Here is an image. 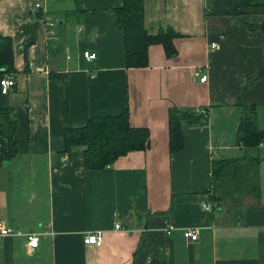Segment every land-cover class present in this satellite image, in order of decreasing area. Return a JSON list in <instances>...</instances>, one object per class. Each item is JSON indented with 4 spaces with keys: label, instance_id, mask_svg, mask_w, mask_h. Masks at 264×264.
I'll use <instances>...</instances> for the list:
<instances>
[{
    "label": "crops",
    "instance_id": "1",
    "mask_svg": "<svg viewBox=\"0 0 264 264\" xmlns=\"http://www.w3.org/2000/svg\"><path fill=\"white\" fill-rule=\"evenodd\" d=\"M122 4L0 0V36L12 37L17 70L9 94L0 86V109L17 120L19 140V152L0 164V227L13 229L0 242V264H151L156 256L164 264H264V143L256 150L237 143L242 104L258 107L264 129L263 13L229 14L228 0H144L147 31L172 28L174 53L156 43L147 66L128 67L114 15ZM173 108L208 112L206 123L182 127L178 150L170 143ZM124 111L149 130L147 149L102 170L86 168L82 146L64 151L67 128ZM9 151L0 134V154ZM256 155L260 197L205 210L213 158ZM188 227L199 228L198 240L183 235ZM95 232L102 243L84 244ZM30 234L39 237L35 248Z\"/></svg>",
    "mask_w": 264,
    "mask_h": 264
},
{
    "label": "trees",
    "instance_id": "2",
    "mask_svg": "<svg viewBox=\"0 0 264 264\" xmlns=\"http://www.w3.org/2000/svg\"><path fill=\"white\" fill-rule=\"evenodd\" d=\"M123 4L114 9L115 19L125 30L126 62L128 67L148 65L149 47L162 43L167 53H174L172 28L151 34L145 27L144 0H122ZM227 13L239 15L243 9L259 8L264 15V0H228ZM251 28H256L250 25ZM264 33V21L258 27ZM35 37L25 41L23 51L28 50ZM15 48L11 36H0V74L15 73ZM1 76V78H2ZM0 78V79H1ZM257 79H264V68ZM208 121V114L186 111L179 108L170 110V143L172 150L183 145L182 127L201 125ZM17 120L8 107L0 109V134L9 139L10 151L0 154V164L19 152V140L16 134ZM150 132L144 127H134L128 111L121 114L91 117L82 127H69L64 134V151L82 146L85 166L89 170H102L117 158L132 151L147 149ZM237 143L246 149H258L264 143V129L258 124V107L255 104H242V116L237 131ZM262 158L246 156L244 158L214 157L212 164V187L207 192V200L240 206L244 196L260 197V165ZM151 264H164L156 256Z\"/></svg>",
    "mask_w": 264,
    "mask_h": 264
},
{
    "label": "built area",
    "instance_id": "3",
    "mask_svg": "<svg viewBox=\"0 0 264 264\" xmlns=\"http://www.w3.org/2000/svg\"><path fill=\"white\" fill-rule=\"evenodd\" d=\"M39 6V5H38ZM213 48H218L219 45L216 42L212 43ZM84 56L89 60H95L97 58V54L91 51H85ZM195 76L200 79L201 82H206L208 80V75L202 74L201 69H198L195 73ZM0 86L2 94H9L11 90L16 86V77L14 73H6L0 79ZM205 114H208L206 110L202 111ZM217 202L215 201H205L203 202V208L207 211H213L216 209ZM117 228H121V224H117ZM175 226L172 223H167L165 226V230L168 234H172L175 230ZM13 233V229L6 225L0 227V242L3 241L5 237L11 235ZM183 235L189 241H196L199 239V228L198 227H188L182 231ZM29 244L31 247L35 248L39 244V237L36 234L29 235ZM103 241V234L100 232L89 233L83 238V242L86 245H99Z\"/></svg>",
    "mask_w": 264,
    "mask_h": 264
}]
</instances>
